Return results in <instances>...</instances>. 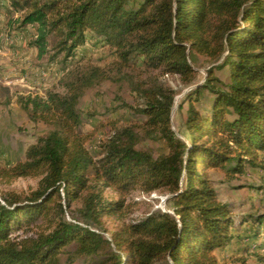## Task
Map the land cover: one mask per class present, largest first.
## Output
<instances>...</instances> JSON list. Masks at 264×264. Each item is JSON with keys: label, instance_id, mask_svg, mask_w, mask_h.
<instances>
[{"label": "trees", "instance_id": "1", "mask_svg": "<svg viewBox=\"0 0 264 264\" xmlns=\"http://www.w3.org/2000/svg\"><path fill=\"white\" fill-rule=\"evenodd\" d=\"M10 1L23 12L14 24L36 27L32 46L40 57L53 52L52 60L67 63L95 41L115 51L120 70L141 59L186 86L197 78L192 54L221 63L181 106L188 105L185 136L171 125L176 91L155 82L138 87L143 105L126 106L142 124L112 122L97 155L87 146L93 134L83 131L78 106L86 88L107 79L102 70L70 73L66 94L21 97L30 119L52 130L24 161L0 166V184L37 181L28 194L1 196L0 264H223L216 252L241 243L237 232L248 223L264 251V213L237 227L210 178L211 171L233 178L248 167L264 170V0ZM226 68L228 82L216 76ZM206 92L212 99L204 108ZM143 140L161 141L165 151L140 149ZM108 189L120 198L107 199ZM133 192L170 196L173 214L157 210L127 222ZM74 204L81 208L69 221ZM104 219L119 223L109 231Z\"/></svg>", "mask_w": 264, "mask_h": 264}, {"label": "rangeland", "instance_id": "2", "mask_svg": "<svg viewBox=\"0 0 264 264\" xmlns=\"http://www.w3.org/2000/svg\"><path fill=\"white\" fill-rule=\"evenodd\" d=\"M23 12L15 11L10 0H0V166L15 165L24 161L30 146L38 139L47 135L52 128L33 122L22 109L20 98L40 96L46 98L49 92L66 94V82L70 73H88L94 69L102 70L105 80H96L86 88L80 99L79 110L83 118V131L93 134L88 143L89 150L97 155L99 145L104 139V133L110 130L111 123L120 125L142 124L144 118L134 114L128 107L138 108L143 100L138 87L151 86L155 82L167 84L176 91L174 106L171 113V125L175 132L183 137L186 135L185 121L188 105L185 102L188 93L199 84L204 83L207 71L221 61L211 63L205 58L192 54L190 62L197 71L196 83L186 86L178 76H163L159 71H153L142 65L138 60L136 67L130 70H120L116 65L117 56L113 49L89 41L79 49L73 60L63 63L62 57L52 60L53 52L42 57L36 47L32 46L36 39V27H19L14 21ZM216 76L224 82L229 81V69L216 71ZM198 84V85H197ZM211 95L206 92L202 102L204 108L211 102ZM140 149L152 150L156 155L165 151L163 142L143 140ZM210 178L218 192L220 201L231 206L236 226L239 227L245 217L264 213V170L248 167L245 172L233 178H228L221 171H211ZM37 181L34 179H18L11 186L0 184V200L2 194L12 190L28 194L35 190ZM104 196L109 200L120 197L111 190H106ZM170 196L161 193L146 195L133 192L126 197L129 206L127 222L136 221L148 213L160 210L172 211V205L165 198ZM81 208L74 204L66 213V219L72 220L73 213ZM119 223L116 219H104V226L111 231ZM254 227L252 223L242 226L237 232L243 239L234 242L224 251L216 255L223 264H264V251H259V242L252 239ZM22 234V233H20ZM109 238L110 234H106ZM249 250L245 251V247ZM76 264H97L92 259L78 260Z\"/></svg>", "mask_w": 264, "mask_h": 264}, {"label": "water", "instance_id": "3", "mask_svg": "<svg viewBox=\"0 0 264 264\" xmlns=\"http://www.w3.org/2000/svg\"><path fill=\"white\" fill-rule=\"evenodd\" d=\"M172 113H173V111H172ZM173 130H174V129H173ZM174 131H175V130H174ZM167 199H169V197L165 198L163 201H165V200H167ZM168 213L173 214V211H168Z\"/></svg>", "mask_w": 264, "mask_h": 264}]
</instances>
